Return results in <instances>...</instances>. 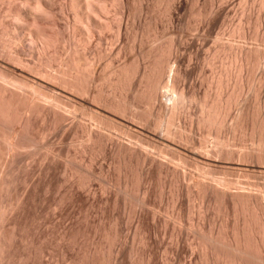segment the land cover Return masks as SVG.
<instances>
[{"label":"bare ground","instance_id":"6f19581e","mask_svg":"<svg viewBox=\"0 0 264 264\" xmlns=\"http://www.w3.org/2000/svg\"><path fill=\"white\" fill-rule=\"evenodd\" d=\"M260 1L264 5V0ZM236 2L238 0H10L5 15H12V19L3 18L4 14L0 12V116H3V121L4 117L10 120L11 115L10 102L3 94L6 92L10 101L15 97L24 101L31 99L32 109L43 114L44 119L51 116L49 119L53 121L54 128L62 129V138L74 140L79 136L85 137L87 143L76 151L73 149L75 153L80 151L81 154H76L86 162L84 164L81 160V166L77 165L81 169L84 165L86 167L83 177L81 173L80 176L76 174L77 178L80 177L78 180L83 178L82 182L75 184V188L80 190L95 178L97 154L101 155V160L103 157L112 160V164L115 163L114 178L119 181L116 183H122L126 188L118 198L105 197L104 212L110 207L115 209L116 202L122 204L123 212L128 205L156 206L157 197L156 201L158 198L160 202L166 200L171 206L175 215L171 213L179 224L184 219H191L195 211L199 216L194 224L196 229L192 230L193 238L190 235L193 241L187 238L190 243L185 245L184 228L181 230L175 225L178 227L175 229L166 220L158 223L162 219L155 217L154 213L135 212L138 214L137 235L140 243L144 244L139 251L130 245L129 250L120 246L121 237H126L122 212L112 209L105 214L102 211L101 217L94 220H87L88 214H84L87 219L84 221L82 218L83 223L76 222L74 227L71 225V229L62 232L64 238H61L68 242L63 245V250L60 246L59 253H62L61 259L66 264H132L128 254L135 258L133 262L137 264H158L157 248L161 250L164 246L161 245L163 238H160V244L156 240V233L161 232L159 224V228L163 227L162 231L168 232L173 239L171 246H164L163 249L167 248L164 252L168 250L174 261L177 258L176 262L182 255L189 254L197 259V262L194 260L197 264H264V200L260 198L261 194L259 197L238 191L235 187L239 186L230 178L236 173L247 177L251 174L264 176V51L253 46L250 48V44L245 42L247 39L264 41V30L258 28L260 20L264 24V11L255 15L252 0H241V21L235 24L237 16L232 13ZM164 14L168 15L165 23L170 25L172 33L179 34L182 28L190 29L195 20L199 23L195 21L198 24L192 26L194 32L191 28V33H180V37L177 34L178 39L173 34L174 37L159 42L161 19L159 22L158 19L164 18L161 17ZM230 15L233 17L229 22L233 21L234 27L228 22ZM225 35L238 37L240 41L236 40L239 43L231 45L221 43ZM154 41L157 43L153 44ZM49 59L58 62L57 69L51 67ZM257 68L258 75L257 71L254 72ZM253 72L258 76L254 79L255 84L251 79ZM17 84L25 88L17 87ZM54 86L61 87L64 93L55 91ZM245 90H252L254 94H246L253 97H244L247 96L243 95ZM35 94L41 95L43 101L38 100ZM2 97L9 102L8 105ZM53 130L57 132V128ZM200 131L212 137L211 145L196 138L199 136L196 132ZM147 147L168 155L174 162L191 163L194 168L201 169L200 174L207 173L215 178L211 183H205L191 174L187 175V172L183 174L178 170V163L172 168L170 163L155 156L157 151L153 154L151 150H144ZM59 150L53 154L59 156ZM86 153H89L88 157ZM44 157L46 160L50 156ZM50 166L48 172L53 171ZM102 173L106 176L104 171ZM232 187L236 191H232ZM90 188L73 190L72 194L68 189L72 196L69 198L77 205L80 202L88 206L96 200V196L89 192ZM142 188L143 197L137 192ZM10 205L1 207L0 219ZM11 214L13 216L9 217H14L15 214ZM5 216V221L8 218L11 223L13 219ZM207 217H210L208 222L205 221ZM76 219L79 220L78 217ZM15 221H12L9 236L5 227H0V264H29L32 254L37 257L44 252L36 249H43L46 244L43 248L41 244L44 242L39 243L40 247L35 243L36 247L30 248L34 238L29 240L31 243L24 241L31 244L30 247L20 245L23 240L17 242L22 237L17 236L23 232L19 234L22 224ZM19 246H23L21 249L28 247L30 251L21 253ZM56 252L58 254V250ZM39 260L36 264H41Z\"/></svg>","mask_w":264,"mask_h":264},{"label":"rangeland","instance_id":"374dc122","mask_svg":"<svg viewBox=\"0 0 264 264\" xmlns=\"http://www.w3.org/2000/svg\"><path fill=\"white\" fill-rule=\"evenodd\" d=\"M8 1H10V0H1L0 1V10H2V11H0L1 12V15H3L4 14V17L3 18H6V17H9V18H6V19H12V17H10V16H12V15H5L6 14V9H7V7H9L8 6V4H10V3H8ZM259 2H261L260 0H252V4H253V10H252V12H253V14H255V15H258V13L260 12H263L264 11V8H263V1L261 2V4L263 5H261L260 4V6H262V7H260L259 6ZM19 3V2H18ZM239 3V4H238ZM5 4V5H4ZM236 5H237V7H236V5H235V11L232 13V15L234 16V17H236L237 16V18H234V23L235 24H239V21H241L240 20V18H241V12H242V3H241V0H238V2H236L235 3ZM240 5V6H239ZM2 7V8H1ZM59 7V6H58ZM57 7V5H56V8H58ZM240 7V8H239ZM6 8V9H5ZM240 10H239V9ZM257 8V9H256ZM261 8H262V10H261ZM5 12H4V11ZM56 10H58V9H56ZM162 11V12H161ZM160 11V14L161 13H164L163 12V10H161ZM240 13H239V12ZM255 11H256V13H255ZM4 12V13H3ZM258 12V13H257ZM235 13H236V16H235ZM259 13V14H260ZM161 15H163V14H161ZM241 15V16H240ZM6 16V17H5ZM233 16H231L230 15V19H228V22H229V20L231 21V19H232V17ZM161 17H164V18H159L158 19V22L160 21V19H161V21H160V25H159V27H160V29H159V32H161L159 35H160V38H159V40L157 39V41H159V42H163L164 40L165 41H167L168 39H170L171 37H174L175 35V37H177V39L180 37L179 36V34L181 33H191V30H192V32H194L193 31V29H194V27L192 28V26H194L195 24L197 25L198 23H199V20H195V21H197V22H195V21H193V24L191 23V30L190 29H188V30H190V31H188L187 29H184V28H182L183 26V24H179L180 26H181V28L184 30H182L181 29V31H180V33L178 34V33H172V28H170V25L169 24H166L167 22H168V20H166L167 19V17H168V15H167V17H166V15L164 14V16H161ZM240 17V18H239ZM239 18V19H238ZM163 19V20H162ZM165 19V20H164ZM236 20V21H235ZM167 21V22H166ZM261 21V25H259V29H262V30H264L263 28H264V24H263V22H262V20H260ZM163 22V23H162ZM166 22V23H165ZM195 22V23H194ZM232 23H233V21H232ZM230 23L229 22V24L232 26V27H234L235 26V24L233 23ZM159 24V23H158ZM176 24V23H175ZM175 24L173 25V26H175ZM164 25V27H161V26H163ZM168 25V26H167ZM178 25V26H179ZM169 28H167V27ZM179 26V27H180ZM263 28H262V27ZM162 28V29H161ZM165 28V29H164ZM171 29V30H170ZM173 34H175L174 36H173ZM177 34H178V36H177ZM180 34V35H181ZM159 35H158V37H159ZM163 35V36H162ZM171 36V37H170ZM169 37V38H168ZM225 37V38H224ZM224 38V39H223ZM223 38H222V42L219 40V42H221V43H224V42H226L227 44L229 43L230 45L233 43H235V44H238L239 42H237L238 40L240 41V39H238V37H227V35H225V36H223ZM161 39H163V40H161ZM167 39V40H166ZM227 39V40H226ZM233 39V40H232ZM161 40V41H160ZM224 40V41H223ZM235 40V41H234ZM237 40V41H236ZM258 40V41H257ZM251 39L250 41H249V39H247L245 42H246V44H250L249 46H251L250 48H252V46L255 48V49H257L258 50V48H259V50H262V51H264V41H259L260 39ZM214 41V40H213ZM228 41H230V42H228ZM249 41V42H248ZM244 42V43H245ZM155 43H157L156 41H154V43L153 44H155ZM242 43V42H241ZM247 45V46H248ZM248 46V47H249ZM253 48V49H254ZM49 58V57H48ZM51 59V58H50ZM49 59V60H50ZM50 61H52V60H50ZM56 63H58L57 61H52L50 64H52L51 65V67L52 68H54V70L55 69H57V65H56ZM206 68H208V66H205ZM257 71V75H258V71H259V69L257 68V70H255L254 72H256ZM252 73V76L251 77H253V78H251L252 80H253V84H255V81H254V79H256V73ZM253 74H254V76H253ZM258 77V76H257ZM44 84V83H43ZM18 85H19V87L21 88H25V87H23L21 84H17V87H18ZM56 87V88H55ZM53 89H56L55 91H58V92H61L63 89L61 88V87H59V86H54L53 87ZM245 91H247V92H245ZM244 91V93H243V95L245 94V95H247V96H244V97H248V95H250V94H246V93H253L254 94V92H251L252 90H250V92H249V90H245ZM38 91H36V93H37ZM34 93L35 92H33V96H34ZM64 92L62 91L60 94H63ZM3 94H5L4 95V98H6L9 102V105H8V103H7V101H6V99H4L3 97H2V99H4L3 100V102H5L8 106H10V108H9V112H10V120H9V118H7V117H4L5 119H4V121H3V116L0 118V166H1V164H2V166L0 167V171H2V172H0L1 173V176H0V179L2 180H0V216H1V211H2V209H3V205H10V206H8V208H6L4 211H5V215H7V217H9V216H13V214H11V213H14L15 215H14V217H9L10 218V220L11 219H13L12 221H15V219H17V217H18V219L16 220L17 222H21V224H22V226H21V228H20V233L19 234H21L22 232L23 233H25V234H21V235H19V236H17V238H19V237H21V238H19L18 239V243L20 242V241H22V242H20V245H28V244H26V243H31V241L29 242V240H31V238L33 239V241H32V245H31V247H30V245H28V247H30V248H35L36 247V244H37V247L39 246L40 247V245H39V243L41 244L42 242H44V243H42L41 244V248H43L44 247V245H45V247L43 248V249H40V248H36V249H38V251L40 250V251H44V252H40L41 253V255H40V253L38 254V256L36 257L35 256V254H32V256H31V258L29 259V261H30V263L29 264H31V262H32V264L35 262V264L37 263V260H39L38 258H40V260H42V262L44 263V264H60L61 262V264H66L65 263V261L63 260V259H61V256H62V253L60 254L59 252L61 251V250H63V245H66L67 244V240L66 239H63L64 237V235L62 236V234H64V233H62V232H65V231H67V229L69 228V227H71V225H73L72 227H74V225L75 224H77V223H83V221H82V218L84 219V221H85V219H87V220H94L93 218H95V219H99V216L101 217V213H102V206L104 205V200H105V197H110L111 199H114V198H118V196L120 197V193L122 192V190H124L125 188H126V186L124 187V184L122 185V183H119V185L120 186H122V187H119V185L116 183V182H119V181H116L117 180V178H116V180H115V171H114V169H115V163L114 164H112L113 163V161L112 160H109V158L107 159V157H106V159H105V157H103V160H101L102 158L100 157L101 155L99 154V156H98V154H97V156L95 157V166H94V171H95V178L93 177L92 178V180H90L86 185L87 186H89V183H90V186H92L91 188H90V186L89 187H87L86 185V187L84 186V187H81L82 189L81 190H86L87 188L89 189L90 188V193L92 192V194H94V196H96L95 197V202H93L92 201V204H89L90 205V207H89V205L87 206V205H84L83 203H80L79 202V205H77V203L75 202L74 203V201H73V199L72 198H69V196L70 197H72L71 196V192L73 191V190H80V188H75V184L77 185L78 184V182L79 181H83V176H82V173H83V175H84V168H86L85 167V161L84 160H82L83 159V157L81 158V156L80 155H78V154H76L75 152H73V149H74V151H76L77 150V148L79 149V147H81V145H85L86 143H87V141H86V138L85 137H83V138H81V136H79V137H77V138H75L74 140H71V139H69V138H62V136H61V134L63 133V131H59V128L58 127H55L54 128V125H53V121H51L49 118L51 117H49V118H46V119H44L43 117H44V115L43 114H41L40 115V113L37 111V110H35V109H32L33 108V106H31L32 104V102H31V99H29L28 101L27 100H25L24 101V99H20V100H22V101H24V102H22V101H20L19 100V98H16L15 97V99L13 98V99H11V101L9 100V97L8 96H10L9 95V93L7 94V96H6V92L5 93H3ZM38 94H40L39 92H38ZM36 96V98H38V100H41V101H43L42 99H43V97L41 96V98H40V96L38 97L37 96V94H35ZM249 97H253L252 95H250ZM242 98H243V96H242ZM16 99H18L17 101H16ZM63 99V98H62ZM61 99V100H62ZM20 102V103H19ZM31 102V103H30ZM30 103V104H29ZM16 105H18V106H16ZM24 105H25V107H24ZM22 107V108H21ZM31 107V108H30ZM23 108H25V109H23ZM18 109V110H17ZM23 109V110H22ZM31 109V110H30ZM11 110V111H10ZM25 110V111H24ZM12 111H13V113H12ZM23 111V112H22ZM34 111V112H33ZM37 111V112H36ZM15 113V114H14ZM39 113V114H38ZM22 115V118H21V115ZM25 114V115H24ZM32 114V115H31ZM30 115V116H29ZM39 115V116H38ZM43 115V116H42ZM16 116V117H15ZM46 117V116H45ZM13 118V119H12ZM14 119H16V120H14ZM19 119H20V121H19ZM22 119V120H21ZM9 120V121H8ZM13 120V121H12ZM45 120V121H44ZM3 121V122H2ZM17 122V123H16ZM32 122V123H31ZM3 123V124H2ZM8 123V124H7ZM19 123V124H18ZM21 123V124H20ZM24 123H25V125H24ZM5 124V125H4ZM7 125V126H6ZM53 125V126H52ZM3 126H5V127H3ZM34 126V127H33ZM44 126V127H43ZM40 127V128H39ZM9 128V129H8ZM51 128V129H50ZM57 128V132H55L56 130H53V129H56ZM29 129V130H28ZM37 129H38V131H37ZM40 129V130H39ZM50 129V130H49ZM2 130H3V132H2ZM14 131V132H13ZM28 131V132H27ZM17 132V133H16ZM22 132V133H21ZM29 133V134H28ZM38 133V134H37ZM199 136H196V138L197 139H203V140H201V141H204L205 142V144H209V145H211V143H212V137L211 136H208L207 134H204L203 132L201 133V131L198 133V132H196ZM194 134V135H197V134ZM6 134H8V136L6 135ZM42 134V135H41ZM52 134V135H51ZM59 134V135H58ZM5 137H4V136ZM26 135V136H25ZM31 135V136H30ZM205 135V136H204ZM207 135V136H206ZM13 136V137H12ZM17 136V137H16ZM22 136V137H21ZM35 136V137H34ZM7 137H9V138H7ZM44 137V138H43ZM201 137V138H200ZM206 137H207V139H206ZM4 138V139H3ZM5 138H7V139H5ZM20 138V139H19ZM30 138H32V140L30 139ZM62 138V139H61ZM34 139V140H33ZM44 139H45V141H44ZM68 139V140H67ZM85 139V140H84ZM24 140V141H23ZM70 140V141H69ZM9 141V142H8ZM25 141L27 142V143H25ZM36 141H38V143L40 144V145H38V143L36 142ZM81 141H82V143H81ZM34 142H35V144H34ZM86 142V143H85ZM74 143V144H73ZM28 144V145H27ZM33 144V145H32ZM25 145V146H24ZM72 145V146H71ZM10 146H11V148H10ZM51 146V147H50ZM53 146V147H52ZM66 146V147H65ZM76 146V147H75ZM44 147V148H43ZM61 149V150H59V156H56V155H54L55 153H57V151H58V149ZM143 148V147H142ZM144 148H145V146H144ZM150 147H147V149H144V150H151V151H157V150H155V149H149ZM13 149V150H12ZM55 149V150H54ZM68 149H69V151H68ZM247 149H249V147H247ZM13 151V152H12ZM44 151V152H43ZM55 151V152H54ZM150 151V152H151ZM153 152H151V153H153ZM155 152L153 153V154H155ZM54 153V154H53ZM74 153V154H73ZM79 154H81L80 153V151L78 152ZM159 152L157 151L156 152V154H155V156H157V158L158 157H160L159 159H161V160H163V161H167V163H170L171 165H172V168H174V166H177L176 164L178 163V170H181L180 172H183V174L185 173V172H187V175H189V174H191V175H193L195 178H199V180H201V181H205V183H208L209 181H210V183L212 182V180H214V179H212V178H215V176H211V175H209V174H207V173H201L200 174V168H194V165L193 164H191V163H189V164H184V163H182L183 164V166H181L182 164L179 162V161H177L176 162V160H175V162H174V160H172V162H171V160H170V157L167 155V156H165L164 154H161V153H159ZM88 154V155H87ZM45 155H48V156H50V157H48L47 159L49 160H44V156ZM73 155V156H72ZM80 157L81 159H79L78 157ZM86 155H87V157L89 156V153H86ZM164 155V156H163ZM15 156V157H14ZM52 156V157H51ZM74 156H76V159H75V157ZM164 158H163V157ZM73 157V158H72ZM98 157H100V158H98ZM166 157H169V158H167L166 159ZM14 159V160H13ZM51 159H53V161H51ZM55 159V160H54ZM66 159V160H65ZM68 159V160H67ZM78 159V160H77ZM98 159H99V161H98ZM166 159V160H165ZM170 161H169V160ZM59 160V161H58ZM73 160V161H72ZM76 160V161H75ZM83 162H82V161ZM42 161V162H41ZM47 161H48V163H47ZM56 161V162H55ZM96 161H97V164H96ZM50 162V163H49ZM51 162L54 164V166H53V164H51ZM72 162H74V163H72ZM76 162V163H75ZM77 162H78V164H77ZM81 162L82 163H84V164H82V165H84V168L83 169H81V168H79V166H81L80 164H81ZM102 162V163H101ZM174 162V163H173ZM43 163H45V164H43ZM180 163V164H179ZM41 164V165H40ZM56 164V165H55ZM76 164V165H75ZM100 164H101V166H100ZM111 164H112V166H111ZM175 164V165H174ZM51 165V166H50ZM77 165H79V166H77ZM170 165V166H171ZM48 166V167H47ZM49 166H50V170H53V171H50V172H48L47 171V169L49 170ZM113 166H114V168H113ZM180 166V167H179ZM192 166V167H191ZM18 167V168H17ZM100 167V168H99ZM103 167V168H102ZM15 168V169H14ZM75 170H74V169ZM101 169L102 168V171L100 170L99 171V169ZM109 168V169H108ZM113 168V169H112ZM182 168V169H181ZM186 168H188V169H186ZM13 169H14V171H13ZM77 169V170H76ZM107 169V170H106ZM175 169H176V167H175ZM81 170H82V172H81ZM108 170L109 171H112L111 173L109 172V173H107L108 172ZM11 171V172H10ZM46 171L48 172V173H46ZM105 172L104 174H106V176L108 177H106L105 175H103V173L102 172ZM107 171V172H106ZM197 171H198V173H197ZM203 171V170H202ZM23 172V173H22ZM64 172V173H63ZM74 172H75V174H74ZM77 172V173H76ZM204 172V171H203ZM9 173V174H8ZM80 173H81V179L80 180H78L79 178H77L78 176H80ZM112 173H113V177H112ZM12 176H11V175ZM55 174V175H54ZM76 174H78V176L76 175ZM100 174H102L101 176H100ZM186 174V173H185ZM198 174H200V175H198ZM251 174V173H250ZM50 175V176H49ZM64 175V176H63ZM108 175H110V176H108ZM205 177H204V176ZM254 175H257V174H254ZM5 176V177H4ZM97 176V177H96ZM103 176V177H102ZM206 176H207V178H206ZM211 176V177H210ZM257 176H261V175H257ZM257 176H253L252 174L249 176V177H247V175L245 176V174H241V175H239V174H237L236 173V176L234 175V174H232L231 176H230V178L232 179V180H234V184L236 185V186H239L241 189L239 190V187L237 188V187H235V185L234 184H232L231 186H234L235 187V189H237L238 191H242V192H249L250 194H256V195H259V197H260V194H261V197L260 198H262V200H264V176L262 177H257ZM41 177V178H40ZM66 177V178H65ZM110 177V178H109ZM112 177V178H111ZM104 178L106 179V180H104ZM201 178V179H200ZM254 178V179H253ZM16 179V180H15ZM71 179V180H70ZM212 179V180H211ZM237 179V180H236ZM243 179V180H242ZM8 180V181H7ZM10 180V181H9ZM67 180V181H66ZM69 180V181H68ZM73 180V181H72ZM208 180V181H207ZM5 181H6V183H5ZM12 181V182H11ZM18 181V182H17ZM26 181V182H25ZM31 181H32V183H31ZM51 181V182H50ZM97 181V182H96ZM1 182H4L6 185H3L4 183H2L1 184ZM108 182V183H107ZM189 182V181H188ZM192 182V180H190V183ZM237 182V183H236ZM244 184H243V183ZM258 182V183H257ZM11 184L12 183V185H9V184ZM31 183V184H30ZM39 183V184H38ZM72 183V185H70ZM240 183V184H239ZM241 183H242V185H241ZM254 183V185H255V183H256V185L255 186H253L252 184ZM261 183V184H260ZM34 184V185H33ZM44 184V185H43ZM69 184V185H68ZM100 184H101V186H100ZM247 184V185H246ZM260 184V185H259ZM31 185V186H30ZM254 187H252V186ZM263 185V186H262ZM11 186V187H10ZM72 186V188H70V187ZM108 186V187H107ZM19 187V188H18ZM46 187V188H45ZM119 187V188H118ZM124 187V188H123ZM130 187V186H129ZM128 187V188H129ZM255 187H257V188H255ZM5 188H6V190H5ZM9 188V189H8ZM43 188V189H42ZM70 188V189H69ZM83 188H85V189H83ZM101 188V189H100ZM121 188V190H119ZM123 188V189H122ZM16 189V190H15ZM38 189V190H37ZM61 189V190H60ZM67 189V190H66ZM70 190V193H68V191ZM106 189V190H105ZM109 189V190H108ZM235 189H233V187H232V191H236ZM244 189V190H243ZM246 189V190H245ZM263 191V192H261L260 193V191ZM262 189V190H261ZM26 190V191H25ZM80 190V191H81ZM93 190V191H92ZM97 190V191H96ZM108 190V191H107ZM256 190V191H255ZM3 191V192H2ZM46 191V192H45ZM50 191V192H49ZM140 191V190H139ZM139 191H137L138 193H139V196H141V197H143V195H142V191H143V188L141 189V191L139 192ZM258 191V193H256ZM27 192V193H26ZM116 193V194H114V193ZM142 192V193H141ZM252 192V193H251ZM106 193V194H105ZM107 193H108V195H107ZM7 194V195H6ZM24 194H25V196H24ZM65 194V195H64ZM111 194V195H110ZM141 194V195H140ZM58 195V196H57ZM60 195V196H59ZM114 195V196H113ZM167 195V194H166ZM23 196V197H22ZM37 196V197H36ZM63 196V197H62ZM22 199H21V198ZM45 198V199H44ZM58 199V200H57ZM61 201H60V200ZM101 199H103V200H101ZM17 200V201H16ZM63 200H64V202H63ZM157 200V197H156V199H155V202H157V203H155V205L157 206H154V204L153 205H144V207H140V206H143V205H139V206H136V205H132V207H130L129 205L128 206H126V207H128V208H126V209H124V212H123V208H122V204H120V203H118V202H116V204H118V205H116V207L118 206L119 207V209H118V207H117V209H116V207H115V209L113 208V207H110V206H112V203L111 202H109L108 204H110V208L109 209H107V210H105L106 212L108 211V210H115V211H120V212H122L123 213V219H125V221L123 220V222H122V224H123V231H124V233L126 234V237H127V239H126V237L125 236H122L121 237V239H120V242H122V243H120L121 245V248L123 247H125L126 249L128 248V247H130V248H136V250L138 249L139 251H141L140 250V248H143L144 246V244H141L140 243V239H139V235H137V225H138V222H137V215L138 214H140V213H154L155 214V217H156V215L158 216V217H160L162 220L160 221V222H158V223H163L165 220H166V222L171 226V224L170 223H172V225H174V227H175V229H178V227L177 226H179V227H181V228H179V229H181V230H183V228H184V230H183V236H184V238H188L189 239V241L190 242H192L193 240H192V238H193V236H192V234H193V228H194V224H196V220H197V218H199V216H198V214H197V212L195 211L194 213H192V218L191 219H184V220H182L181 222H180V224L179 223H177L176 221H175V214H174V212H173V210L171 211V206H169L167 203H166V200H163V202H162V200H161V202L159 201V198H158V201H156ZM169 199H167V201H168ZM2 201V202H1ZM6 203H5V202ZM8 201V202H7ZM21 201H23V202H21ZM72 201H73V203H72ZM97 201V202H96ZM102 201H103V204H102ZM196 201V200H195ZM45 202V203H44ZM62 202V203H61ZM91 202V201H90ZM196 202H200V201H196ZM195 202V203H196ZM66 203V204H65ZM70 203V204H69ZM94 203V204H93ZM159 203L161 204V206L159 205ZM198 203H196V204H198ZM35 204V205H34ZM165 204V205H164ZM19 205H20V207H19ZM22 205V206H21ZM44 205V206H43ZM84 205V206H83ZM93 205V206H92ZM159 205V206H158ZM16 206V207H15ZM74 206V207H73ZM154 206V207H153ZM168 206V207H167ZM1 207H2V209H1ZM37 207V208H36ZM56 207V208H55ZM88 207V208H87ZM121 207V208H120ZM130 207V208H129ZM164 207V208H163ZM167 207V208H166ZM63 208V209H62ZM103 208H104V206H103ZM148 210H147V209ZM154 208V209H153ZM11 209V210H10ZM18 209V210H17ZM40 209V210H39ZM66 209V210H65ZM128 209H129V211H128ZM10 210V211H9ZM20 210H22V211H20ZM65 210V211H64ZM88 210V211H87ZM122 210V211H121ZM143 210V211H142ZM145 210V211H144ZM151 210V211H150ZM157 213H155L154 211ZM69 211H71V212H69ZM96 211V212H95ZM140 211V212H139ZM11 212V213H10ZM24 212V213H23ZM38 212V213H37ZM55 212V213H54ZM69 212V213H68ZM104 212V211H103ZM106 212H104L105 214H106ZM135 212L137 213L138 212V214H135ZM164 212V213H163ZM174 214H172V213ZM7 213V214H6ZM43 213V214H42ZM46 213V214H45ZM71 213V214H70ZM126 213V214H125ZM163 213V214H162ZM166 213V214H165ZM10 214V215H9ZM55 214V215H54ZM70 216H69V215ZM84 214H88L85 218L83 217V216H85ZM135 214V215H134ZM195 214V215H194ZM197 214V215H196ZM4 215V216H5ZM68 215V216H67ZM172 215V216H171ZM3 216V219H0V227L1 226H3V227H5L4 228V230H5V233L6 234H8V236L10 235V231H11V229L13 228L12 226H13V224H12V221H11V223H10V221H8L9 219L7 218V221L9 222H7V221H5L6 219H4L5 217ZM163 216V217H162ZM38 217V218H37ZM78 217V219L80 220H77L76 218ZM126 217V218H125ZM157 217V219L158 220H160V218H158ZM168 217V218H167ZM28 218H30V219H28ZM210 217H207L206 218V222H208V221H210V219H209ZM73 219V220H72ZM75 219V220H74ZM127 219V220H126ZM172 219H174V220H172ZM4 220V221H3ZM86 220V221H87ZM170 220V222H168ZM15 221V222H16ZM23 221V222H22ZM27 223H26V222ZM33 221H35V222H33ZM173 221V222H172ZM184 221V222H183ZM72 222H73V224H72ZM77 222V223H76ZM126 222V223H125ZM175 222V223H174ZM183 222V223H182ZM190 222H192V223H190ZM47 223V224H46ZM49 223V224H48ZM129 223V224H128ZM3 224V225H2ZM25 224H26V226H25ZM193 224V225H192ZM5 225V226H4ZM10 225V226H9ZM12 225V226H11ZM34 225V226H33ZM175 225H177V226H175ZM190 225V226H189ZM23 226H25V228L23 227ZM42 226V227H41ZM64 226V227H63ZM157 226H158V224H157ZM9 227V228H8ZM50 227V228H49ZM71 227V228H72ZM159 227H161V224H159V226H158V229L160 230L161 229V232L158 234V233H156V240L158 239V240H160V238H163V239H161V240H163L162 242H161V240L160 241H158L157 240V242H158V244H160V242H161V245L163 244L165 247H168V246H171L172 245V237L169 235V233L168 232H163L162 231V228H159ZM192 227V228H191ZM196 227V226H195ZM38 228V229H37ZM71 228H69V229H71ZM124 228H127V229H124ZM28 229V230H27ZM31 229V230H30ZM68 229V230H69ZM194 229H196V228H194ZM23 230H25V231H23ZM188 230V231H187ZM8 231V232H7ZM39 231V232H38ZM122 231V232H123ZM184 231H185V235H184ZM190 231V232H189ZM48 232V233H47ZM57 232V233H56ZM192 232V233H191ZM124 233H122L123 235H125ZM136 233V234H135ZM164 233V234H163ZM31 234V235H30ZM35 234V235H34ZM57 234V235H56ZM60 234V235H59ZM161 234V236L158 238V235H160ZM187 234H189L188 236L189 237H187ZM26 235H27V237L29 238H27L26 237ZM136 235V236H135ZM192 236V238H191V236ZM61 236L63 237V238H61ZM186 236V237H185ZM26 237V238H25ZM38 237V238H37ZM48 237V238H47ZM45 238V239H44ZM137 238H138V240H137ZM183 238V239H184ZM21 239V240H20ZM24 239H26V240H24ZM35 239H36V241H35ZM127 241H126V240ZM188 239L187 240H184L185 241V245H188V243H190V242H188ZM17 240V239H16ZM44 240V241H43ZM66 240V241H65ZM123 240H125L124 242L128 245H126V244H124V242H123ZM26 243H25V242ZM35 241V242H34ZM59 242V243H58ZM61 242V243H60ZM65 242V243H64ZM128 242V243H127ZM170 242V243H169ZM187 242V243H186ZM22 243V244H21ZM36 243V244H35ZM137 243V244H136ZM140 243V244H139ZM35 244V245H34ZM62 244V245H61ZM171 244V245H170ZM126 245V246H125ZM130 245V246H129ZM138 245V246H137ZM60 246L62 247V249L60 248ZM164 246L163 247H161V250H160V248L158 249L157 248V255L159 256V257H157L156 256V258H157V262H158V264L160 263V264H164V261L166 262V260H167V264H174V262H176V259H175V261L173 260V258H172V254L170 253V252H168V250L166 251V253L164 252L165 251V249H167V248H165V249H163L164 248ZM21 247H23V246H19V248L21 249ZM28 247H25L24 246V248H22L20 251H21V253H26V251L28 252V250L30 249V248H28ZM56 247V248H55ZM58 248V249H57ZM130 248H128V250L130 249ZM13 249V248H12ZM25 249H27V250H25ZM61 249V250H60ZM22 250H24V252L22 251ZM58 250V254H57V251ZM30 251V250H29ZM138 251V252H139ZM162 251V252H161ZM63 252V251H62ZM158 252H159V254H158ZM168 252V253H167ZM139 254H140V252H139ZM37 255V254H36ZM52 255V256H51ZM113 255H115V254H113ZM128 255H129V257H128ZM127 255V258L129 259V261L130 262H132V264H134V262H133V258L134 257H132V255L131 254H128ZM162 255V256H161ZM166 255V256H165ZM188 255V256H187ZM42 256V257H41ZM54 256V257H53ZM57 256V257H56ZM185 256V257H184ZM33 257H35V258H33ZM132 257V258H131ZM164 257V258H163ZM183 257H184V259H183ZM34 259V261H33V259ZM55 258V259H54ZM62 258H63V256H62ZM113 258V256L111 257V261L113 262L114 260L112 259ZM181 259H178L177 260V262H176V264H197L196 262H197V259H194L192 256L190 257L189 256V254H186V255H182V257H180ZM135 259V258H134ZM162 260L161 262H160V260ZM39 260V261H40ZM46 260V261H45ZM59 260V261H58ZM171 260L173 261L172 263H171ZM179 260H180V262H179ZM194 260H196V262L194 261ZM28 261V262H29ZM38 261V263H41V264H43L42 262H39ZM170 262V263H169ZM131 264V263H130ZM135 264H137L136 262H135Z\"/></svg>","mask_w":264,"mask_h":264}]
</instances>
